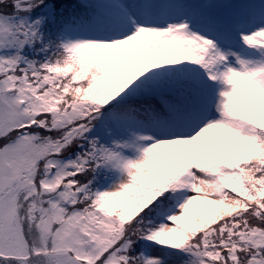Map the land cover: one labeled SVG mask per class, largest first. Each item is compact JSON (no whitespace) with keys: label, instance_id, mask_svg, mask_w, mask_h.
Masks as SVG:
<instances>
[{"label":"snow or ice","instance_id":"6c2138e0","mask_svg":"<svg viewBox=\"0 0 264 264\" xmlns=\"http://www.w3.org/2000/svg\"><path fill=\"white\" fill-rule=\"evenodd\" d=\"M0 264H264V0H0Z\"/></svg>","mask_w":264,"mask_h":264}]
</instances>
